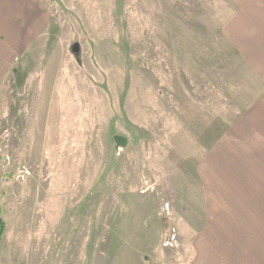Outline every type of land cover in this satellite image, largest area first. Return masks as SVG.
I'll return each mask as SVG.
<instances>
[{"label":"rangeland","instance_id":"obj_1","mask_svg":"<svg viewBox=\"0 0 264 264\" xmlns=\"http://www.w3.org/2000/svg\"><path fill=\"white\" fill-rule=\"evenodd\" d=\"M38 3L0 94V264H170L177 206L251 97L233 1Z\"/></svg>","mask_w":264,"mask_h":264},{"label":"crops","instance_id":"obj_2","mask_svg":"<svg viewBox=\"0 0 264 264\" xmlns=\"http://www.w3.org/2000/svg\"><path fill=\"white\" fill-rule=\"evenodd\" d=\"M232 1L222 31L252 81L251 97L199 162V199L177 206L193 231L174 234L170 264H264V0ZM44 15L38 0H0V94Z\"/></svg>","mask_w":264,"mask_h":264},{"label":"water","instance_id":"obj_3","mask_svg":"<svg viewBox=\"0 0 264 264\" xmlns=\"http://www.w3.org/2000/svg\"><path fill=\"white\" fill-rule=\"evenodd\" d=\"M113 139L116 143H118L121 146H124L126 144V139L120 135L113 136Z\"/></svg>","mask_w":264,"mask_h":264},{"label":"trees","instance_id":"obj_4","mask_svg":"<svg viewBox=\"0 0 264 264\" xmlns=\"http://www.w3.org/2000/svg\"><path fill=\"white\" fill-rule=\"evenodd\" d=\"M76 49V48H74ZM4 230H5V223L3 221V219L0 217V239H2L3 235H4Z\"/></svg>","mask_w":264,"mask_h":264},{"label":"built area","instance_id":"obj_5","mask_svg":"<svg viewBox=\"0 0 264 264\" xmlns=\"http://www.w3.org/2000/svg\"><path fill=\"white\" fill-rule=\"evenodd\" d=\"M19 172H20L19 177H20V176L22 177V175L29 173V172L26 171L25 169H24V172H21V171H19Z\"/></svg>","mask_w":264,"mask_h":264}]
</instances>
